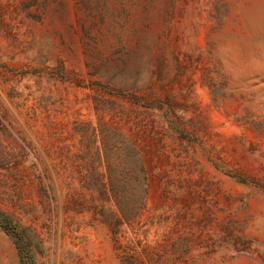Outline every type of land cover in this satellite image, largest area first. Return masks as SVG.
Instances as JSON below:
<instances>
[{
	"label": "rangeland",
	"instance_id": "1",
	"mask_svg": "<svg viewBox=\"0 0 264 264\" xmlns=\"http://www.w3.org/2000/svg\"><path fill=\"white\" fill-rule=\"evenodd\" d=\"M0 264H264V0H0Z\"/></svg>",
	"mask_w": 264,
	"mask_h": 264
},
{
	"label": "trees",
	"instance_id": "2",
	"mask_svg": "<svg viewBox=\"0 0 264 264\" xmlns=\"http://www.w3.org/2000/svg\"><path fill=\"white\" fill-rule=\"evenodd\" d=\"M0 228L10 236H19L18 232L16 231V228L13 224H11V221L0 213Z\"/></svg>",
	"mask_w": 264,
	"mask_h": 264
}]
</instances>
